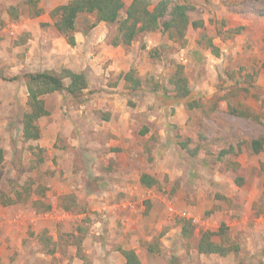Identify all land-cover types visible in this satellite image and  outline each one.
Listing matches in <instances>:
<instances>
[{"label": "rangeland", "instance_id": "374dc122", "mask_svg": "<svg viewBox=\"0 0 264 264\" xmlns=\"http://www.w3.org/2000/svg\"><path fill=\"white\" fill-rule=\"evenodd\" d=\"M26 1L22 0L18 7H14L18 16L15 18L8 13L12 8L8 5L9 0H0V147L4 151L0 193L7 196H11L13 190L22 193L17 203L9 206L0 204V220L11 217L18 220L14 223V226H18L13 230L14 244L21 243L25 249L34 246L36 252L40 253H45L47 248L53 249L54 253L50 255L60 250L65 258L69 257L71 249L81 256L83 241L91 226L100 221L103 210L100 209L101 205L96 204L97 199L93 204L88 196L95 191L105 193L107 188L99 185L103 174H94L89 167L90 147H85V131L80 129L77 132L76 126H72L74 115L89 116L93 121V130L89 128L86 132H97L96 127L103 125L106 116L109 119L111 115L125 113L139 117L136 124L140 129L137 138L140 146L136 155L139 159L137 174L152 172L159 185L148 188L149 191L138 187L140 195L134 201H128L133 203L132 211L129 210L131 207L125 209L123 206L127 204L124 193L114 196L113 201L106 195L99 202L107 199L108 204L116 203V208L119 206L126 213L132 212L131 229L150 232V242L154 244L155 252L141 255L145 264H219L217 255L201 256L197 253L196 245L202 231H217L221 224L227 228L222 241L239 247L238 252L228 254L233 264H264V247L261 253L249 255L244 241L245 236L250 237L254 232L250 234L247 228H253L257 220H264L263 215L259 216L264 213V146L257 154L249 148L251 140H264V40L260 37L261 31L249 37L246 35L248 30H252L249 19L257 17L255 15L259 13L264 16V1L172 0L191 8L190 18L202 20L203 27H190L181 41L169 40L166 34L159 31L141 35L136 40V47L145 52L141 67L143 75L139 76L137 70L130 69L134 71L133 79L141 80L139 89H130L132 82H126L123 78L126 73L110 71L103 73L102 77L95 76L94 87H87L76 95L60 91L43 96L50 113L38 121L39 140L53 123L56 129L64 124L69 125L66 137L60 134L55 136V132L51 134V148H45L39 141L25 142L22 139L21 120L27 110L24 75L43 71L59 73L63 68L54 66L50 70H42L43 65L39 69L32 61L23 63L26 52L22 51L17 53L16 62L7 57V53L26 41L25 34L12 38L7 31L9 20L20 22L33 16L34 9H30ZM130 1L125 0V4L128 5ZM157 1L153 0V5ZM19 15L21 18L17 19ZM94 22V15L82 16L77 20L75 31H82L85 35ZM28 25L51 37H63L49 23L34 22ZM105 26L107 43L110 44L116 25ZM242 27L243 30H239ZM230 30H233L231 35L228 33ZM208 39L219 49L218 57L206 47ZM250 40L252 44L248 46ZM181 53L188 58L186 64L179 61ZM20 60L22 63H19ZM178 65L184 67L189 81L191 95L188 101L198 103L193 109H189L185 101L174 99L171 93L168 79ZM84 75L86 77L87 74ZM10 78L17 80L11 81ZM68 82L64 80L65 85ZM234 111L249 112L256 119L237 116ZM104 126L105 129L101 130L103 133L109 131L107 125ZM160 129L173 140L165 156L159 154L157 158L158 152L154 149L158 138L155 135ZM149 130H153V135L144 136ZM105 134L103 142L101 140L103 155L110 152L116 156L120 152L118 137ZM230 146L234 154L220 157V152ZM260 155H263V163L258 159V167L255 164ZM101 156L95 158L100 159ZM112 162L117 164L115 160ZM97 169L100 170V167ZM220 174L226 180L223 185H219L216 179ZM238 178L243 182L240 186L235 183ZM246 178L252 184L257 181L256 188H253L255 197L260 195L254 202L255 206L259 205L257 215L245 208V204L236 203L238 216L214 218L215 213L224 214L222 211L227 208L226 202L225 205L215 204L216 201H223L225 194H250V185L243 186ZM68 196H74L77 206L63 211L61 203ZM129 197L133 199V195ZM69 202L65 201L66 204ZM47 204L51 207L49 211L45 208ZM173 205L175 209H186L191 217L198 218V222L192 221V237L187 239L181 236L179 220L184 218L168 211L167 206ZM43 234L50 240L47 248L40 241ZM220 238L215 236L213 240L218 242ZM1 239L0 236V242ZM70 246L72 248L68 249Z\"/></svg>", "mask_w": 264, "mask_h": 264}, {"label": "crops", "instance_id": "0c3cea01", "mask_svg": "<svg viewBox=\"0 0 264 264\" xmlns=\"http://www.w3.org/2000/svg\"><path fill=\"white\" fill-rule=\"evenodd\" d=\"M33 1L37 2L36 8L41 11L38 16H29L27 20L22 19L23 21L20 22L7 19V21L9 20L7 24V31L9 35L12 36V38H15L18 35L25 34L24 37L26 39V41H24L21 46L16 47L15 50H11L12 52H9L10 54L7 53V57L11 59L12 62L17 61V53L21 51L26 52V57L25 59H23V63L32 61V63H34L36 67L38 66V68L43 65L42 70H50L51 68H55L54 66H57L58 69L65 68L71 70L74 73L85 72L87 74L86 79L89 88L94 87V81H96L95 76L102 77L103 73L108 74L110 71L119 74L123 73L124 75L125 73L130 71V69H135L139 72V76L143 75V70L141 69V67L142 64H144L143 54H145V52L144 50L142 51L137 49V41H133L129 46L120 45L114 47L111 44L107 43L108 38L105 26L106 24L98 23L95 26H92L91 29H89L85 33V35H83L82 31H75L73 35L75 45L71 47L66 43L64 37L54 38L47 35V33L40 32L39 29L28 25V23L32 24L34 22H45L49 23L52 27L53 21L49 17V12L55 7L64 5L71 0ZM21 2L22 0H9L8 5L11 7H18V4H20ZM255 16L257 17H252V19H249L250 23L252 24V26H250L252 30H248L246 35H248L249 37V35L251 36L252 34H254V32L261 31L260 37L263 38L264 16L259 14ZM7 17L8 16H6V18ZM20 18L21 15H19V18L17 19ZM242 25L245 24L243 23ZM252 38H254V35L251 37V39ZM251 44L252 41L250 40L248 46H251ZM32 51H34L35 54L32 55ZM179 61L182 64H186L188 62V58L181 53L179 56ZM19 63H22L21 60L19 61ZM52 64L55 65L50 67V65ZM46 109L50 113V109L47 104ZM85 116L86 118L84 116H76L75 114L73 120L74 123H72V126H76L77 132L78 130L80 131V129H83L85 131L83 132L85 133L84 143L85 147H90L89 151L91 155L88 157L89 167L94 174H103V180H99V185L103 186V188L105 186V188H107V191H105V193L103 191L90 192V195L88 196V199L92 200L91 203L95 204L96 202L98 206L101 205L100 209L103 210L100 213V221L95 222L93 226H91V231L87 234L83 241L81 256H77L76 254H74V251L72 252L71 249H69L72 248V246L68 247L69 257L65 258L60 250H56L54 255H47L46 253H40L39 251L36 252V247L34 246L25 249L22 247L21 243L14 244L13 240L15 239V232H13V230L18 229V226H16V224V227L14 226V223H17L18 220L11 217L7 218V220H4V218L0 220V236L2 238V242H0V264H124L125 259L118 251L119 248L122 250H134L141 263L145 264V262L141 258V255L147 252V247L149 243H151L150 240L152 235H149L150 232H140L139 230H135L136 228L131 229L133 227H130L129 223L131 221L132 212L126 213L125 210L120 209L119 206L118 208H116V203L108 204L107 199H105V202H99V200H102L106 195L113 201V199H115L114 196H120V193H124V197H126L127 199V204H124L123 206H125V209L127 207H131L129 208V210L132 211L131 209L133 203H128V201H134L137 195H140V193H138L137 191L138 187H141L139 184L140 176L137 174L139 159L136 158V155H138L140 151V146L137 143L140 129L139 126L136 125L139 121V117L125 113L118 116L111 115L108 120H106L105 122L103 121V125L96 127L97 132H86V129L88 130L89 128L93 130V121L89 116ZM104 125H107L109 131L106 130L103 133L101 132V130L105 129ZM67 127H69V125L65 126L64 124L61 128L56 129L55 124L53 123L47 131L43 132L41 141H38L41 145L44 144L45 148H51L52 145L49 144L50 140L52 139L51 134L55 132V136L57 134H60L66 137L68 133ZM105 133H107L108 135L115 134L118 137L117 144L119 145L120 152L116 154V156H114V153L110 152H108L107 155H103L104 147L102 148V137L103 135H106ZM153 133V130H149V132L145 133L144 136L150 137L153 135ZM80 135H82V132ZM155 137L158 138V143L156 144L154 149L156 153L158 152L156 154V157L158 158L159 154L164 155V153L167 152V150L169 149L168 147L170 146V143L173 139L168 136V134H165L162 129L157 131V135H155ZM68 138L70 140L69 136ZM52 141L54 142V140ZM100 154H102L100 159L95 158V156ZM119 158L123 159V161L121 162ZM258 159L263 163V155H260L256 158L255 165L259 167V162L257 161ZM114 160L117 162V164H113L112 161ZM98 167H100V170L97 169ZM145 173L148 174V172ZM149 174L154 177V174L152 172H150ZM216 179L219 181V185H223V183L226 181L224 179V175L221 174L219 175V178ZM134 181H137V185ZM132 184L133 188L131 187ZM255 184L257 185V181ZM255 184H252V181L248 182L246 178V182L243 185H250L249 195H252L251 197H249V195L233 196L230 194H225L223 198L222 195L223 201H216L215 204L218 205L219 203H221L222 205L223 203V205H225L224 202H226L227 208H224V210L222 211L224 214L215 213L216 216L214 218L220 219L223 217L230 218L231 216H238L239 212L236 211L238 208L236 203H240L239 205L245 204V208H248L249 211H253L252 213L254 215H257L256 209L259 208V205L255 206L254 202L255 199L260 197V195H258L257 198L255 197V192L253 189L256 188ZM219 187L220 191H222L221 186ZM146 189L148 190V188ZM129 195H133V199L132 197H129ZM95 199H97L98 201L94 202ZM191 202L192 201H190L189 205L191 204ZM153 208L154 206L152 207V210ZM172 208L173 212H170L172 215H177L180 218L184 219H186L185 217H187L193 222L194 220L198 222V218L193 216L191 217L186 209L178 210L174 208V205L172 206ZM262 211L264 212V199ZM262 215L264 216V213L259 216L261 217ZM45 216H48V214H46ZM257 221L258 222L252 225L253 228H247V230L249 229V233L251 231L253 232L254 230L253 233L251 232L252 235H249L250 237H248V235L245 236L246 238L244 237V241H246V249L250 251L248 252L249 255L254 253L258 254L259 252L261 253L262 247H264V220L260 219ZM234 223L229 224L234 225ZM119 225H121V228L119 227ZM107 240L108 242H106ZM218 242H220V240ZM115 243L116 245H114ZM61 248L62 247H59L58 249ZM32 249H34V251ZM228 256L229 255H227L226 257L218 256L219 259H217V261L219 262V264H233V259L229 258L230 256Z\"/></svg>", "mask_w": 264, "mask_h": 264}, {"label": "trees", "instance_id": "16d2710c", "mask_svg": "<svg viewBox=\"0 0 264 264\" xmlns=\"http://www.w3.org/2000/svg\"><path fill=\"white\" fill-rule=\"evenodd\" d=\"M264 1V0H251ZM26 5L33 10V16H38L41 11L36 8L37 2L27 0ZM191 8L186 4L174 2L172 0H158L153 5V0H131L128 5L125 0H71L64 5L55 7L49 12V17L53 21V28L58 34L65 38L66 43L73 47L75 45L74 32L76 29L77 20L86 15H94L95 22L92 26L98 23L107 25H116V32L110 42L114 47L129 46L133 41H136L141 35L159 31L161 34H166L169 40L181 41L184 40L189 27L198 29L203 27L202 20H192L189 16ZM16 8L9 9V15L16 18ZM124 17L121 18V14ZM259 15H262L259 13ZM239 30H242L240 28ZM233 30L228 31L231 35ZM264 39V37H263ZM200 43V42H199ZM206 47L210 48L215 57L219 56V49L213 45L210 39L206 42ZM134 71L130 70L123 78L127 82H132L131 90L139 89L141 86L140 79H133ZM11 81L17 78H10ZM25 85L27 89V110L22 115V139L25 142L38 141L41 138L38 121L49 115L45 107L43 96L54 92L64 91L73 96L83 92L88 87V82L83 73H74L69 69H62L59 73L49 71L27 73L24 75ZM64 80H68V84H64ZM168 84L172 87L171 93L177 101H185L189 109L197 107L198 103L195 100L188 101L191 95L189 81L184 72L183 66H176L172 75L168 79ZM234 114L247 119L253 117L246 111H234ZM108 120V116L105 117ZM264 146V140L253 139L250 141L249 148L252 153H259ZM228 154H234L233 148L230 146L227 150L220 152V157ZM4 165V151L0 147V181ZM237 186L242 185V179L238 178L235 181ZM139 184L142 188H152L159 185V181L150 174L143 173L140 175ZM42 194V193H41ZM22 193L19 190H13L11 196L0 193V204L9 206L17 203L21 199ZM70 200L69 203L65 201ZM36 203V202H35ZM36 204H39L36 203ZM35 205V204H34ZM76 199L74 196L64 197L61 203L63 211H69L76 207ZM46 210H50V205H46ZM181 225V236L190 238L194 233V225L190 219L179 220ZM227 233V228L221 224L217 231L205 230L200 233L197 241L196 250L200 255H217L226 257L230 253H236L239 250L237 245H232L222 241ZM220 236V242H215L213 238ZM223 236V237H222ZM40 241L47 248L49 238L43 234ZM125 259L124 264H142L134 250L118 249ZM148 253L155 252V246L149 243L147 247ZM45 253L53 254V249H46ZM263 264V263H261Z\"/></svg>", "mask_w": 264, "mask_h": 264}, {"label": "built area", "instance_id": "2783aa9c", "mask_svg": "<svg viewBox=\"0 0 264 264\" xmlns=\"http://www.w3.org/2000/svg\"><path fill=\"white\" fill-rule=\"evenodd\" d=\"M168 211L171 212V213L173 212L172 206H168ZM194 222H196V221L194 220Z\"/></svg>", "mask_w": 264, "mask_h": 264}]
</instances>
